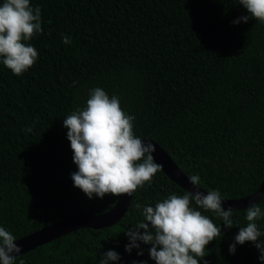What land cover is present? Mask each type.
I'll return each mask as SVG.
<instances>
[{
    "label": "trees",
    "instance_id": "16d2710c",
    "mask_svg": "<svg viewBox=\"0 0 264 264\" xmlns=\"http://www.w3.org/2000/svg\"><path fill=\"white\" fill-rule=\"evenodd\" d=\"M30 4L41 10L42 32L26 42L38 52L36 63L18 77L0 58V227L16 241L117 203L116 196L89 199L72 180L78 167L63 120L84 109L97 87L135 118L136 137L159 144L188 177L199 175L205 190L237 199L258 189L264 179V24H234L248 15L239 0ZM184 193L160 170L133 193L117 225L72 232L16 264H100L110 250L120 256L115 264H155L150 245L126 251L125 232L144 219L143 207ZM257 205L264 212V199ZM192 206L222 227L214 213ZM232 219L200 264H262L251 242L230 253L239 227L248 223L245 210ZM256 224L257 242L264 244V217Z\"/></svg>",
    "mask_w": 264,
    "mask_h": 264
},
{
    "label": "clouds",
    "instance_id": "9594fccd",
    "mask_svg": "<svg viewBox=\"0 0 264 264\" xmlns=\"http://www.w3.org/2000/svg\"><path fill=\"white\" fill-rule=\"evenodd\" d=\"M239 3L248 15L236 19L234 24L247 23L249 19L264 24V0H239ZM40 32L41 10L33 8L30 0H4L0 5V58L14 75L22 76L36 63L38 52L26 42ZM62 39L66 45L71 43L66 35ZM134 119L124 112L118 97L110 98L97 87L90 91L84 109L77 108L63 120L73 162L78 167L72 180L89 199L131 196L145 184L150 185L162 169L154 160L155 146L134 134ZM26 131L31 132L32 128ZM189 181L196 187L201 183L199 175H191ZM193 202L222 219L228 229L233 227L234 210L222 207L224 201L218 190L206 194L201 191L172 194L155 207H143L144 219L125 232L130 241L125 246L126 251L140 249L143 243L151 246L149 254L155 264H200L208 245L221 238V228L196 210ZM245 212L247 226L239 227L229 251L234 254L237 244L251 242L259 250V259L264 264V244L257 242L261 232L256 224L264 217V212L257 204L249 206ZM21 251L16 237L0 227V264H16ZM138 255H143V251H138ZM119 260V254L110 250L100 264H115Z\"/></svg>",
    "mask_w": 264,
    "mask_h": 264
},
{
    "label": "water",
    "instance_id": "95a60500",
    "mask_svg": "<svg viewBox=\"0 0 264 264\" xmlns=\"http://www.w3.org/2000/svg\"><path fill=\"white\" fill-rule=\"evenodd\" d=\"M145 143H152L156 151L153 153L156 163L162 166L163 173L176 185H178L183 191H189L195 193L196 191L207 192L201 186H193L189 177L179 168L172 157L155 141L140 138ZM133 194L131 196L118 197L117 203L109 211L96 214L94 212H88L79 215L69 216L61 221H58L48 227H45L37 232H34L24 238L16 241L18 246L22 249L19 256L28 253L37 247L48 244L60 237H63L72 232L80 229H94L100 230L105 228H111L117 225L126 215L131 205ZM264 199V179L259 185L258 189L252 194L237 198L228 199L223 198L224 201L222 207L227 210L228 208L234 211L246 210L249 206L259 204ZM227 230V227L222 224L221 234Z\"/></svg>",
    "mask_w": 264,
    "mask_h": 264
}]
</instances>
